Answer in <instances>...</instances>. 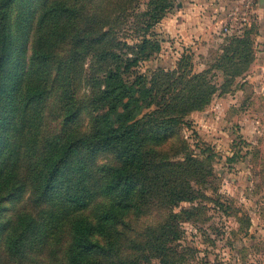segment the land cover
<instances>
[{
    "label": "trees",
    "instance_id": "obj_1",
    "mask_svg": "<svg viewBox=\"0 0 264 264\" xmlns=\"http://www.w3.org/2000/svg\"><path fill=\"white\" fill-rule=\"evenodd\" d=\"M138 1L0 0V264H139L176 237L174 213L141 231L131 221L194 198L199 162L160 147L215 86L184 59L148 85L123 78L158 50L148 31L170 0H148L136 50L105 65L128 47L113 29ZM249 46L233 38L215 66L239 75ZM89 56L106 69L86 93Z\"/></svg>",
    "mask_w": 264,
    "mask_h": 264
},
{
    "label": "rangeland",
    "instance_id": "obj_2",
    "mask_svg": "<svg viewBox=\"0 0 264 264\" xmlns=\"http://www.w3.org/2000/svg\"><path fill=\"white\" fill-rule=\"evenodd\" d=\"M147 3L139 0L135 9L122 14L125 23L115 25L113 33L128 47H119L117 58L105 65L120 61L122 66L129 52L136 50L143 27L135 18L141 20ZM170 4L166 17L177 11L180 0ZM223 11L216 34L201 44L183 43L160 31L164 16L148 31L154 33L158 50L141 57L123 76L133 81L142 75L148 85L155 70H175L184 59L186 74L209 69L215 86L209 100L185 115L177 134L160 147L178 158L186 153L197 159L200 175L186 180L193 199L132 219L134 228L141 231L162 223L169 213L176 215L168 225L173 224L176 237L166 240L160 255L143 258L139 264H264V8L257 0H233ZM236 37L248 38L250 56L242 72L234 76L215 64ZM105 65L91 64L90 56L86 59L82 92L88 93L95 80L102 82ZM84 126L88 128L87 123ZM106 158L103 155L100 160Z\"/></svg>",
    "mask_w": 264,
    "mask_h": 264
},
{
    "label": "crops",
    "instance_id": "obj_3",
    "mask_svg": "<svg viewBox=\"0 0 264 264\" xmlns=\"http://www.w3.org/2000/svg\"><path fill=\"white\" fill-rule=\"evenodd\" d=\"M232 2L233 0H180L177 11L168 13L163 18L159 30L183 43L194 41L201 44L216 34L219 18L226 5Z\"/></svg>",
    "mask_w": 264,
    "mask_h": 264
},
{
    "label": "water",
    "instance_id": "obj_4",
    "mask_svg": "<svg viewBox=\"0 0 264 264\" xmlns=\"http://www.w3.org/2000/svg\"><path fill=\"white\" fill-rule=\"evenodd\" d=\"M257 1H258L259 6L264 8V0H257Z\"/></svg>",
    "mask_w": 264,
    "mask_h": 264
}]
</instances>
